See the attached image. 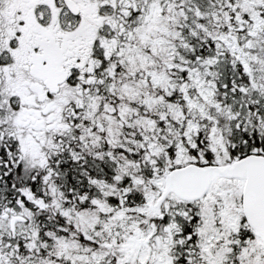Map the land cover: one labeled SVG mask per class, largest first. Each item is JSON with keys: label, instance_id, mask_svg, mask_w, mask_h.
<instances>
[{"label": "snow or ice", "instance_id": "obj_1", "mask_svg": "<svg viewBox=\"0 0 264 264\" xmlns=\"http://www.w3.org/2000/svg\"><path fill=\"white\" fill-rule=\"evenodd\" d=\"M0 264H264V0H0Z\"/></svg>", "mask_w": 264, "mask_h": 264}]
</instances>
